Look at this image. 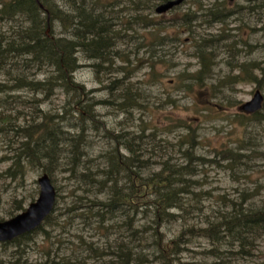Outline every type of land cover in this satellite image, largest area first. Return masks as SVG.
<instances>
[{
    "label": "rangeland",
    "instance_id": "rangeland-1",
    "mask_svg": "<svg viewBox=\"0 0 264 264\" xmlns=\"http://www.w3.org/2000/svg\"><path fill=\"white\" fill-rule=\"evenodd\" d=\"M166 1L92 2L98 9L95 13L111 21L115 25L111 31L119 34L116 44L109 49L113 55L106 62H114L120 72L106 73L109 63L93 68L90 64L100 60L76 55L80 67L74 76L85 87V101L94 104L89 110L96 115L92 118L85 112L90 128L86 131L85 156L81 160L96 172L107 163L104 156L110 150L111 134L121 131L129 137L131 133L146 134L140 146L143 159L151 161L143 169L147 176L158 172L160 162L168 159L177 164L186 162L188 158L180 148L185 151L190 145L182 136L195 133L198 136L196 154L210 160L197 167L199 173L194 178L201 182L199 189L207 193L199 201H196L199 196L190 199L194 205L200 203L203 210L197 216L188 217L186 226L202 222L204 216L205 220H214L224 210L227 200L229 204L232 200H245L247 205L254 202L264 207V104L259 117L240 108L254 98L259 88L264 95V84L244 81L248 76L245 63L264 64V49L258 46L264 41V30H260L264 26V0H185L158 13L157 7ZM59 3L63 5V1ZM214 8L224 9L220 17L213 14ZM214 16L223 18L222 22ZM0 29L8 36L13 33L2 23ZM53 29L57 37L65 36L59 23L55 22ZM205 51L211 63L200 80L203 66L200 53ZM250 69L264 82L261 71ZM31 76L44 79L46 73L32 70ZM119 78H123L119 84L105 88ZM5 83L13 84L1 70L0 129L9 130L5 135L0 133V221L18 215L38 199L41 190L38 180L46 167L41 163L27 164L23 177L17 181L4 175L12 165L9 157L19 149V136L12 129H23L33 118L39 122L42 116L51 114L63 117L61 127L72 134L78 132L74 116L79 117L69 105L72 95L62 89H55L49 100H43V94L27 89L1 93V84ZM112 95H130L131 99L125 100L123 107H117L111 104ZM150 133L157 135L155 139ZM62 147L66 148V144ZM121 153L129 152L122 148ZM228 153L236 157L227 159ZM68 155L64 153L58 166L53 168L52 182L59 198L53 214L55 222L46 224L45 232H36L31 241H23L19 249L14 242L0 243V264H41L50 260L49 257L55 264H102L108 258L102 260L97 249L88 250L82 241L88 247L95 243L101 250L102 242L122 241L112 229H109L110 237L101 240L108 232L97 231L95 219L81 215V207L91 204L93 194L100 189L81 180L83 163L76 172L69 169L72 158ZM119 181L122 185L124 179ZM98 196L108 195L102 192ZM172 212L176 211L172 209ZM112 223L108 221L106 226L111 227ZM181 225L173 221L165 223L162 230L166 239L177 236L183 229ZM191 239L193 242L182 253L183 259L195 264L212 260L213 256L206 254L211 247L209 239L197 233ZM254 246L250 255H230L226 250L222 254L224 261L226 264H264V237ZM149 264L157 263L150 257Z\"/></svg>",
    "mask_w": 264,
    "mask_h": 264
},
{
    "label": "trees",
    "instance_id": "trees-1",
    "mask_svg": "<svg viewBox=\"0 0 264 264\" xmlns=\"http://www.w3.org/2000/svg\"><path fill=\"white\" fill-rule=\"evenodd\" d=\"M40 1L43 7L37 0H0V23L8 28V32L13 31L8 36L0 29V71L4 70L13 82V84H1V93L27 89L37 95L43 94V100H48L47 98L50 97V94H54L55 89L64 90L72 95L69 105L79 115V117L74 116L77 120L74 126L78 132L68 133L61 127L64 118L54 117L51 114L42 116V120L39 122L33 118L29 125L23 129L21 127L12 129L19 136L18 150L36 142L43 145V152L46 153L45 157L43 155L44 159L38 158L37 153L33 149L29 152L28 148L29 156L23 164L20 163L19 159L15 163L14 156L9 157L12 165L4 172V175L13 181L23 177L27 164L40 165L41 163L42 166H46L43 171L49 175L52 182L53 168L58 166V161L64 153L69 154L68 156L72 158L69 169L73 172H76L77 167L83 163L81 158L83 155L85 156L86 131L90 128L85 120V112L92 118H95L96 115L89 110L94 104L85 101V87L79 88L76 84L78 81L74 74L80 67L78 56L75 54L76 49L82 46L84 48L87 45L90 49V57L87 58L93 61L100 60L94 65L102 68L104 64L109 63L107 64L108 67L105 68L106 73L120 72V67L114 66V62H106V59L113 55L109 49L116 44L115 40L119 34L111 31V27L115 26L111 21H108L104 28L94 31L96 21L100 18L99 14L95 13L98 9L92 6L94 0ZM59 1H63V5ZM109 2L111 1H107L108 4H110ZM214 9L216 11L213 14L218 17L224 11V9ZM216 16L214 18L222 22L223 18ZM55 22L63 25L64 30L70 33L69 38L57 37L46 31L48 25L53 29ZM150 26L152 25L145 27ZM95 44L98 47H94ZM208 55L206 51L200 53L201 62H203L200 80L202 74H207L208 71L206 72V70L211 63ZM124 62L126 63V60ZM245 65L248 76L244 81L263 85L264 82H261V78L259 79L254 72L251 73L250 68L261 71L260 77L262 74V80H264V64L247 62ZM151 66L154 64L151 63ZM32 70L45 72V78L36 79L35 76H31ZM121 79L123 78L113 79L105 88L108 89L112 84V87L119 84ZM9 95L14 96L15 94ZM110 99H114L111 104L123 107L126 105L124 101L131 99V96L118 97L112 95ZM100 103L104 102L100 101ZM260 112L252 115L259 117ZM92 121L96 122L97 120L92 119ZM52 123L56 127V133L53 134L57 136V140L53 138V142H50L52 139L46 140L44 137L51 133L49 127ZM8 130V128L2 127L0 133L5 135ZM149 135L152 139L157 136L154 133ZM110 136H112L110 150L106 153L112 155L113 162L111 161L108 168L114 164L115 157L122 160L121 164L124 166L121 167L128 173L123 176V184L120 185V181L112 176L107 177L105 168H99L94 172L86 162H84L81 171L82 181H89L88 183L92 184V188L100 189L93 194L94 198L91 200V204L81 207L83 208L81 215L92 218V220L95 219L98 224L97 231L101 232L99 229H105L108 232L105 237H101V240L110 237L109 229L114 230L115 233H120L122 239L125 240L116 246V250L111 251L114 258L108 261L114 263V261L120 260L121 264H131L133 261L127 255L124 257L119 249L132 244L131 249L127 251L128 253L138 255L139 252H145V250L146 253L151 251L153 252L152 258L157 264H195L184 260L182 253L193 242L191 238L197 233L198 236L209 239L211 247H208L206 254L213 256L209 262L197 264H226L224 257H222L223 252L227 250L230 255H234V253L250 255L255 242L264 237V207L254 202L247 205L245 200L242 202L232 200L230 204L227 200L223 206L225 207L224 210L222 213L219 212L214 220H205L204 216L202 222L186 226V223L188 224L187 216H197L203 210L200 203L193 206L187 195L193 193L195 196H201L203 193H207V191L199 189L200 180L196 178L192 181L187 180V176L193 175L195 177L199 173V168H197L199 165L210 160L196 154L198 136L195 133L189 132L182 136L186 138V144L190 145L185 151L180 148L182 154L188 158L186 162L177 164L168 159L160 162L161 167L158 172H152L147 176L144 175L143 169L150 165L151 161L143 159L144 151L140 146L144 144L147 135L131 133V137H129L125 131H121ZM75 139L77 140L75 141ZM64 143L66 148L62 147ZM122 148L128 150L129 153L127 155L121 153ZM235 157V155L228 153L227 159ZM44 161H48V164H44ZM49 165H53L52 168L47 167ZM190 187L195 188V190L191 191ZM102 192H106L108 196L100 198L98 195ZM56 198L59 199L57 191ZM172 209L176 212H172ZM183 210L187 214L182 217L184 218L181 225V227L183 226L182 231L173 239H166V234L162 230L164 224H171L172 221L178 220V217H181L178 214L179 212L182 213ZM53 214L54 212L45 219L42 226L14 239L13 242L18 246V249L23 241H31L36 232H45V225L55 222ZM172 216L174 218L170 220ZM108 221L113 222L111 227L106 226ZM82 243L90 251L97 249L102 260L105 259L108 252L105 249L111 245L109 241L102 242L103 250H101L99 249L101 246L97 248L95 243L89 247L83 241ZM49 258L50 260L46 259L41 264H55L51 262L52 258ZM149 260L150 258L139 264H149ZM108 261L105 264L109 263Z\"/></svg>",
    "mask_w": 264,
    "mask_h": 264
},
{
    "label": "water",
    "instance_id": "water-1",
    "mask_svg": "<svg viewBox=\"0 0 264 264\" xmlns=\"http://www.w3.org/2000/svg\"><path fill=\"white\" fill-rule=\"evenodd\" d=\"M42 6L41 1L37 0ZM184 0H169L161 4L156 10L163 13L174 8ZM264 95L257 90L255 96L249 102L244 103L240 108L247 113H254L262 108ZM41 191L36 201L30 203V206L18 215L0 221V241L13 240L20 235L31 232L33 229L43 223V220L52 213L56 201V189L52 185L49 175L43 173L39 179Z\"/></svg>",
    "mask_w": 264,
    "mask_h": 264
},
{
    "label": "bare ground",
    "instance_id": "bare-ground-1",
    "mask_svg": "<svg viewBox=\"0 0 264 264\" xmlns=\"http://www.w3.org/2000/svg\"><path fill=\"white\" fill-rule=\"evenodd\" d=\"M264 2H262V4H263ZM262 4H260V5H262ZM108 23V20L107 19H102V18H99L97 21H96V24H95V27H94V31L95 30H99L100 28H104L105 27V24H107ZM59 25L60 26H62V29H61V31H62V33H64L65 34V36L63 35L62 37H64V38H66V37H70V33H68L66 30H64V27H63V25L61 24V23H59ZM49 30H50V33L51 34H54L53 32H54V29H52L49 25H48V27H47V32H49ZM260 30H264V26H261L260 27ZM55 35V34H54ZM58 36V35H57ZM60 36V35H59ZM98 47L97 46V44H95L94 45V47ZM258 46H259V48H261L262 50L264 49V41H263V43H261V44H258ZM101 47V46H100ZM98 50V49H97ZM97 50H96V52H97ZM89 53H90V49L87 47V45H85L84 46V48H83V46L82 47H78L77 49H76V52H75V54L77 55V54H84L86 57H90V55H89ZM95 53V52H94ZM95 54H98V53H95ZM88 60H92V59H90V58H88ZM90 66L91 67H93V68H96L97 67V65L95 64L94 65V63H91L90 64ZM75 77V76H74ZM76 84H77V86L79 87V88H82V84L80 83V82H76ZM48 100L50 99V97L49 98H47ZM50 128V134H48L47 136H45L44 137V139H52L50 142H53V138L55 139V140H57L56 138H57V136L56 135H54L53 133H56V127H55V124H51V126L49 127ZM77 139H75V141H76ZM74 141V142H75ZM28 148H29V152H30V150L31 149H33L36 153H37V157L38 158H43L44 159V157H45V155H46V153L44 154V152H43V145L40 143V144H38V143H36V142H32V143H30V144H28V145H26L23 149H20V150H18L17 152H16V154L14 155V157L15 158H13L14 159V161H15V163H17V160L19 159V161H20V163L21 164H23L24 162H25V160L28 158V156H29V152H28ZM43 155H44V157H43ZM104 158H105V160H107V163H106V165H105V175H107V177L109 176V177H114V178H116V179H118V180H121V181H123V176H125V175H127L128 173L126 172V171H124L123 169H122V167L121 166H124V164L122 165L121 164V161L122 160H120L118 157H115L114 158V164L110 167V168H108V166L111 164V161L113 162V160H112V155L110 154H107L106 153V155L104 156ZM84 161V160H83ZM85 162V161H84ZM84 162H83V164H84ZM194 179V176L192 175V176H187V180H193ZM190 190L191 191H194L195 190V188H193V187H190ZM205 194L203 193L201 196H199V197H197L196 198V201H199V200H201V199H203L205 196H204ZM188 197L187 198H189V199H191L192 197L194 198V196L195 195H193V193H192V195H187ZM195 201V202H196ZM193 206H194V204L195 203H191ZM187 213H186V211H182V213H180L179 212V216H181V217H178L179 219L178 220H176V221H174L175 223H181V224H183L182 222L184 221V218H182V217H184V215H186ZM174 218V216H172V218L170 219V220H172ZM186 220H188V216L186 217ZM118 235H116V237L117 238H119V239H122V237L120 236V233H117ZM124 242H125V240L124 239H122ZM116 243V242H115ZM113 244L112 242H111V245H110V247L109 248H107L106 250H108V252H107V254H106V258H108V259H106V261H108V260H112L114 257V255H112L111 254V251L112 250H116V246L119 244L118 242L116 243V244ZM131 246H132V244H128V245H126L124 248H122V249H119L122 253H123V256L124 257H126V255L130 258V260L131 261H133L131 264H139L140 262H144V260L146 261V259H149L150 257H152V255H153V252H147V253H144V252H139L140 254H138V255H132L131 253H128L127 251H128V249H131ZM118 252V251H117ZM223 257V256H222ZM105 261V262H106ZM104 262V263H105ZM109 263H107V264H121L120 263V260L118 261V260H116V262L114 261V263H113V261L112 262H110V261H108Z\"/></svg>",
    "mask_w": 264,
    "mask_h": 264
}]
</instances>
